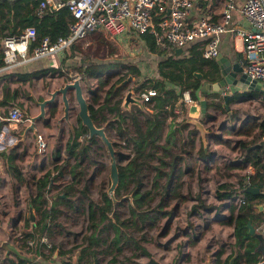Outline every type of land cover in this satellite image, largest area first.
I'll list each match as a JSON object with an SVG mask.
<instances>
[{"label": "rangeland", "instance_id": "374dc122", "mask_svg": "<svg viewBox=\"0 0 264 264\" xmlns=\"http://www.w3.org/2000/svg\"><path fill=\"white\" fill-rule=\"evenodd\" d=\"M221 4V2L217 1V3L213 5L220 10L223 5ZM99 33L105 35L106 44H103L98 40ZM74 45L75 49L69 47L56 57V65L58 66V63L62 58L69 54L71 55V57L65 59L64 67L61 69L63 71L61 73H58L59 70L51 71L48 69L50 66H46L42 67L43 71L48 69L46 70V75L44 73L34 72L35 76L37 74L43 75L39 78H33L28 84L16 83L12 85V88L18 90V98L16 100L22 111L33 115L38 113L39 106L36 104L35 99L41 101L42 99L49 98L48 92L58 89L73 79L79 80L83 96L86 101L90 103L91 90H96L103 96L105 91L112 86H114L115 89L120 88V91L118 92L119 94L115 95L113 98L114 101L118 99L120 95L124 96L130 90H133L134 95L137 96L138 92L134 90V83L135 81L140 80L142 76L157 77L158 58L156 56L147 54L146 51L141 49L138 43L136 45L132 43L128 44L127 50L124 48L125 44H116L112 39L110 40V38H108L102 29L89 34L84 40ZM140 51L141 53L139 54ZM86 61L96 62L102 66L113 65L115 68L108 67L100 69L98 71V78L86 74L81 75V72H79L78 69L83 62ZM126 62L136 64L142 74L138 79H135L132 75L133 79L129 80L128 83L124 85H120L128 75H131L127 72L124 66ZM39 69L40 68H36L34 70L38 71ZM107 78L109 79L108 84L101 92L99 88L100 81H104ZM71 90L73 91V89H69L66 95L69 101L68 119L65 120L62 118L63 104L60 97L61 94H58L59 96L57 95L53 102L57 107L55 116H50L48 114V109L52 106L49 104L46 109L47 113L45 119H40L36 122V135L33 134L31 130L28 131L23 140H20V138L19 141L17 140L18 144H16V149L12 151L18 163L16 164L26 180L19 182L14 178L17 185L21 186V197L24 203L25 201L27 202L28 196L34 194L36 178L42 176L44 171L46 172L55 164L60 165L63 160L66 159V154L64 153L65 142L70 138L71 130L78 125V103L75 99L74 91L72 92ZM235 91L233 89L220 90L221 94L234 95L235 93H239L237 98L229 102L228 109L232 111L231 121H226L228 116L227 110L222 111L211 108L213 113L219 115L217 122L212 124L214 131L218 134L219 127L225 124L223 131H227L225 134L229 135L227 136L228 140L232 144H235V149L229 148L231 150L229 151L223 148V146L215 147L211 144V155L207 160L197 159V161L193 160L190 164L185 160L178 163L176 173L188 165L194 166L195 172L193 175L181 174V172L177 173L176 178L180 177L179 183L181 184L179 191L185 197V200L179 202L177 199L171 198L167 208V210L171 209L170 215L160 216L159 214L152 212L150 214L151 217H156L157 219L154 226H149V221L144 224L139 223L135 217L131 215L128 203L129 200L133 201V196L128 198L130 190L135 188V183L133 181L128 183L126 189L121 190L120 195L115 196L117 200L113 205L112 211L108 212V217L117 216L118 220L122 222V229L131 234L135 239L139 240L141 234L145 233L146 236H148V239L141 241L143 246L145 243H148L150 247L163 243L162 246L159 247L162 251V248L167 245V242L179 233L182 234L180 241H183L184 239L189 243L191 241L193 242L196 237H200L201 241L199 248H193L190 252L196 256L200 255L202 261H205L202 247L209 252L213 264L215 255L218 251L223 249L222 257L227 256L233 251V248L235 247L233 246L235 241L233 237V226L223 224L222 221L230 216V209L236 204V200H233V198L218 199L216 197V185L220 182L227 181L237 186V174L243 175L250 170L248 165L235 163L239 157V150L237 148L238 141L241 139L247 140L249 138L246 136L232 135L229 131L231 129H238L243 123L264 119L263 91L256 90L254 94H249L250 90L247 89ZM30 96L34 97V99H31ZM163 99L165 100L166 98ZM197 102L198 101H196V103ZM141 118L144 120V116H141ZM154 119L156 120V117H154ZM96 121L98 127H105L106 136L113 142L117 163H120V155L123 157V160L126 161L130 153L131 144L127 143V141L124 140L125 138L123 139V137L118 135L117 125L115 123L114 126L111 125L112 116L108 114L107 121H102L101 119ZM169 121L170 118H167L166 123L162 128L161 136L156 142L157 147L153 149L154 156L151 160L152 166L146 169L141 178V189L151 191L150 194L153 197L151 201L152 207L158 205L161 198L159 194L162 191H166L174 181L173 177L170 178L168 176V173H170L169 154L164 152L161 148V146L167 145L166 134L169 129ZM23 124L24 123H21V125L18 126V131L22 132L24 127L21 126ZM228 127L231 129H228ZM37 136H41L44 145L42 151H38L36 146L37 144L35 140L37 139ZM94 137L95 140L90 146V151L88 152L87 157L77 168V171H81L77 176L79 180L73 183V186H70L72 182V177L69 171L70 165L75 163V161L70 158L69 166L66 163L65 167L62 168L63 170L61 169V173H57V171L53 172L56 176L55 179L52 180V185L46 193L48 204H51L53 208L56 209L54 221L57 223L52 227L51 237L48 239L47 243L55 245L61 250H69L66 254L67 258L78 255L81 248L90 245L89 236L94 229L90 227V211L88 209L89 201H93L94 205H99L102 201V193L107 192L110 186L109 170L111 159L104 141L99 136ZM178 137L179 136L176 137V140H178ZM169 149L170 151L176 152L179 150L172 147ZM57 150L59 151V154L56 157L55 152ZM216 151L223 154L225 158L214 160L213 154ZM231 152H235L236 154ZM159 156H162L164 163L161 161L159 163ZM197 156L199 155H197V152L195 151V157ZM55 157L58 159L61 158V162L55 163L57 162L55 161ZM156 165L158 169L155 168ZM157 173L159 176L156 178ZM154 181H157L156 186ZM84 186H87L88 188V190H86L87 195L83 192ZM198 194L208 208L199 209L198 212L189 215L192 204L196 202L194 197ZM177 205L179 206L177 207ZM42 207H44V205H42ZM15 213L16 218H13L8 226L10 233L7 235V238H9L11 243L16 247L18 246L17 248L20 251L25 253L28 257H31L34 254V249L33 252H30L25 241L28 240L29 237L33 238L34 235L31 233L30 226H25L24 218H26L27 212L23 215H20L19 211H16ZM38 215L39 211L35 210V221ZM94 216L99 220V227L102 228L99 237L101 242L96 246L91 245V247L88 248V251H92L93 248L95 249L98 264H110L111 260L114 261L113 263L119 260L126 264H133V262L137 261V258L144 256L138 249L132 246L131 242L121 244L122 249L120 252H117L110 244V241L115 235V229L108 225V217L100 221V214L97 211L94 212ZM133 220H135L136 223L132 225V223H134ZM210 224H213V226H210ZM262 224L263 222H256V231L258 233L260 232ZM166 227H168V233L166 232L167 235L165 234ZM185 230H187L186 233H184ZM20 245H22L23 250L19 247ZM108 249L112 251L111 255L104 253L105 250ZM168 250L170 249L167 248L165 254H170V251ZM43 251L47 256L50 255L48 247H44ZM9 254H11L13 259L16 257L12 252H9ZM39 258L42 257H35L36 260ZM92 259L91 256L88 258L86 257V260H82L81 263L90 264ZM3 263L9 264L7 260Z\"/></svg>", "mask_w": 264, "mask_h": 264}, {"label": "trees", "instance_id": "16d2710c", "mask_svg": "<svg viewBox=\"0 0 264 264\" xmlns=\"http://www.w3.org/2000/svg\"><path fill=\"white\" fill-rule=\"evenodd\" d=\"M38 2L39 0H0V20L3 19L5 21V24L1 25V29L6 28L7 24L14 26L8 34L0 38V67L4 66L3 55L1 52L2 42L8 35L16 34L22 29L32 26L35 29V38L31 42L32 45L39 44L45 37H49L53 41L58 37H65L68 35L69 22L72 19L68 8L63 6L54 10L46 9L43 15H36L34 9L37 7ZM29 15L32 16L31 19H29ZM160 17V15L155 16L154 21L157 23ZM140 37L145 41L147 51L151 54H156L159 58L157 65L158 76L156 78L152 76H142L140 80L135 81L134 90L138 92L137 94L139 97L141 94L146 93L149 90L154 91L155 94L150 96L148 101H144L143 108H140L137 105H132L129 110H123L121 107L123 95H120L118 99L113 101L114 96L119 94L118 92L120 91V88L115 89L114 86H112L105 91L103 96L96 90H91L89 110L91 118L97 125L98 123L96 120L101 119L102 121H107L108 114L111 115V125L114 126L115 123L117 125L118 135L123 137V139L125 138L124 140L131 144L127 160L124 161L123 157L120 155V163H118V185L115 190V196L120 195L121 190L126 189L128 183L133 181L135 183V188L130 190V195L133 196V201H128L130 213L139 223L144 224L149 221V226H154L157 219L156 217H151L150 214L152 212H155L160 216L170 215L171 209L167 210L169 200L171 198L177 199L179 202L185 200V197L179 191L181 186L179 183L180 177L176 178V176L178 172H181V174L193 175L195 167L186 166L176 173L178 163L185 161L186 159L193 161L195 159V151L197 152V155H199L196 159L207 160L211 155V148L207 146L205 149L201 140H199V148H194V140L197 137L196 135L192 137L191 132H188L189 135L187 134V141L185 142L183 128H186L187 125L183 124V120L181 122H175L174 118L177 117V114L174 112V103L172 100L177 98L180 99L179 111L184 113L187 104L184 100L183 94L187 92L192 100H199L200 87L203 86L204 83H211L219 80L221 74L215 58L206 59L202 57L201 50L199 49V42H192L190 45L184 46L183 49H186L187 53L184 55L180 53L178 55L175 50H171L169 54L165 50L157 49L155 47L154 37L150 33L140 34ZM105 39V35L99 33L98 40L103 44H106ZM70 47L75 49V45ZM68 57H71V55L69 54L62 58L57 67H49L48 69L51 71L59 70L58 73H61L63 71L61 69L64 67V61ZM124 66L127 72L133 75L135 79L141 77V70L136 64L126 62ZM108 67L115 68L113 65L102 66L96 62L86 61L83 62L78 71L81 72V75L86 74L98 78V71L102 68ZM197 73H200V77L197 76ZM31 74H34V72ZM31 74H18L17 76L23 80H27ZM108 81V78L104 81H100L99 88L101 92L108 84ZM4 91H6V88ZM254 92L255 91L252 90L249 94H254ZM238 94L239 93H235L234 95H231L228 101L231 102L237 98ZM17 96L18 91L16 90H13L12 96H9V94L5 92L4 97L0 102L4 105L15 103L12 107L20 108V105L16 103ZM162 96L166 97V99L164 100ZM207 98L208 108L211 107L225 111L223 106L224 97L222 95L219 93H210L207 95ZM48 114L50 116H55V105L49 107ZM206 115L214 120L216 118L209 113H206ZM141 116H144V120H142ZM154 117H156V120ZM167 118H170V121L168 122L169 129L166 134L167 145H163L161 148L164 152L169 154L170 173H168V176L170 178L173 177L174 181L166 191H162L159 194L161 198L158 205L152 207L151 201L153 197L150 194L151 191L141 189V178L146 169L152 166L151 160L154 156L153 149L157 147L156 142L161 136L162 128L166 123ZM77 121V127H74L73 130H71V136L65 142L64 153L66 154V159L63 160L60 165L55 164L46 172L44 171L42 176L35 180L34 194L31 195V197L34 208L39 211V215L35 221V226L31 227V233L34 235V254L31 256L33 260H27L21 257H15V259L8 257L6 259L9 264H41L38 260H35V257L40 256L44 258L46 256L43 251L44 247L49 248V257L57 251L58 256H62L65 260L64 264H82L81 261L86 260V257L88 258L90 256L93 258L91 263H98L95 249L93 248L92 251H88V248H90L91 245L96 246L101 242L99 237L102 228L99 227V220L95 218L94 212L97 211L100 214V221H102L108 217V212H111L113 209L114 204L107 192L102 193V201L99 205H94L93 201H89L88 209L90 211V227H92L94 231L89 236L90 245L80 249L75 263H72L69 258L66 257L69 250H61L55 245L47 243L48 239L51 237L52 227L57 224L54 221L56 209L53 208L51 204H48V197H46L47 190L51 187V182L56 176L53 172L57 171V173H61V169L65 167L66 163L69 166V159L72 158L75 163L70 165L69 171L72 177L70 186H73V183L79 180L77 176L81 173V171H77V168L87 157L88 152L90 151V146L95 140V137L91 138L89 136L88 130L81 124L78 116ZM180 125L182 126L181 128L179 127ZM176 129L180 132V136L178 137L179 147L176 146L177 150L179 149L177 152L170 151L169 149L176 141ZM229 133L249 138L247 140L241 139L238 141V161L239 164L250 165L253 172H247L243 175L237 174V186L227 181L218 183L216 185V197L218 199L233 198V200L239 201L238 203L235 202L236 204L231 207L230 216L222 221L223 224L233 226V237L235 240L233 246L238 248V255L234 260V264H256L261 257V254L255 250L258 241L256 237L248 233L247 224L250 222L256 230V222H264V208L263 210H259L257 207L260 204L264 205V145L259 144V142L264 139V119L243 123L238 129L230 130ZM215 141L217 144H224L230 149H235V144H232L229 140L216 138ZM58 154L59 151L57 150L55 156L57 157ZM6 160L5 165L9 175L19 182L26 181L17 164ZM158 160L159 163L160 161L164 163L162 156H159ZM55 161H57L55 163H60L61 158H56ZM155 168L158 169L157 165ZM158 176L159 174L157 173L156 178ZM154 184L156 186L157 181H154ZM250 188H257L258 192L253 193L250 191ZM83 189L84 194L87 195V186H84ZM194 199L196 202L192 204L189 215L198 212L199 209L208 208L199 194L196 195ZM42 205H44V207H42ZM178 206L179 205H177V207ZM24 222L26 227H29L31 224L27 216L24 218ZM133 222L132 225L136 223L135 220H133ZM108 225L115 229V235L110 241V244L117 252L121 251V244L131 242L134 248L138 249L142 255L147 257V264H162L155 259L145 246L141 244V241L148 239V236H146L145 233L141 234L139 240L135 239L131 234L122 229V222L118 220L117 216L108 217ZM167 231L168 227H166L165 234ZM194 243L195 240L193 242L191 241L189 244L192 245ZM19 247L22 249V245ZM180 250L181 245H177L178 254L180 253ZM104 253L111 255L112 251L108 249L105 250ZM178 254L172 264L176 263ZM222 254L223 249L216 253L214 264H228L233 251L225 257H222ZM121 264H124V262ZM133 264L140 263L135 261Z\"/></svg>", "mask_w": 264, "mask_h": 264}, {"label": "built area", "instance_id": "2783aa9c", "mask_svg": "<svg viewBox=\"0 0 264 264\" xmlns=\"http://www.w3.org/2000/svg\"><path fill=\"white\" fill-rule=\"evenodd\" d=\"M192 5L193 0H39L35 8L36 15H41L46 8H68L72 16L68 35L53 41L45 37L37 45L31 44L35 38L32 26L8 35L3 39L1 47L4 66L12 68L39 58L57 57L65 49L100 29L109 38L116 40L122 39L130 31L152 33L157 47L183 49L189 43L199 42L202 57L210 59L219 54L222 35L230 33L243 40V50L239 57L243 71L250 79L264 82V0H243L238 12L239 18L234 21V0H224L222 8L213 13L217 15L216 19L207 14L188 23L185 16ZM159 15L162 18L156 28L153 18ZM154 94V91L149 90L137 96L144 102ZM184 99L188 104L196 103L187 92ZM26 121L29 120L18 107H12L10 116L6 118L9 126ZM35 141L38 151H42L44 145L41 136H37ZM260 233L264 237V222ZM25 242L29 251L33 252L34 239L29 237ZM256 264H264V254H261Z\"/></svg>", "mask_w": 264, "mask_h": 264}, {"label": "crops", "instance_id": "0c3cea01", "mask_svg": "<svg viewBox=\"0 0 264 264\" xmlns=\"http://www.w3.org/2000/svg\"><path fill=\"white\" fill-rule=\"evenodd\" d=\"M217 1L224 4V0H193V5L190 7L188 14L185 16V21L188 23H192V22L198 20L201 16H204L207 14H210L212 19H214L215 17L217 18V15L213 14L214 12L219 11V9L213 5V4H216ZM242 1L243 0H234L235 6H234V9L232 12L233 21L237 20L239 18L238 12H239L240 5L242 4ZM46 9H51V8H46ZM46 9H45V11H46ZM168 10H169V7L166 8V13H168ZM45 11L41 15H43L45 13ZM34 13H35V9H34ZM31 18H32V16H31ZM31 18H29V19H31ZM161 18H162V16L160 17L159 21L161 20ZM153 22L156 23L154 21V18H153ZM158 22L156 23L157 24L156 28H158ZM2 24H5V21L3 19L0 20V38L4 35L8 34L10 32V30L14 27L13 25L7 24L6 28L1 29ZM140 34H143V33L130 31L129 34H127L122 39L120 38L118 40H116V39H112V40L116 44L117 43H121L123 45L125 44L124 48H126L127 50H128V46H127L128 44L132 43V44L136 45L138 43L140 45L141 49L146 51L147 54H150L152 56H156L158 58V56L156 54H153V53L151 54L147 51V49L145 47V41L142 40V38L140 37ZM150 34H152V33H150ZM110 40H111V38H110ZM154 41H155V39H154ZM187 45H190V43ZM155 47L159 50H165L169 54H170L171 50H176L178 48V47H171V46L157 47L156 42H155ZM135 50H137V49H135ZM219 50H220L219 53L222 56H224L228 61L238 62L240 64L239 57H240L242 50H243V40L238 36H234L230 33H225L222 35ZM185 51L187 52L186 49H183L181 54L184 55ZM140 53H141V51L139 52V54ZM158 61H159V58L157 60V65H158ZM46 66L56 67L57 66L56 65V57L39 58V59H35V60L29 61V62H26L23 64H19L15 67H12V68L1 66L0 67V101L4 97L5 92H7L9 94V96H12L13 90L18 91L16 88H12L13 84H16V83H20V84L21 83H27L28 84V83H30V81L33 80V78H37V77L39 78L43 75V74L42 75L38 74L35 76V74H31L32 72L36 71L34 69L40 68L38 71L40 73H44L46 75L47 71H43V68H42V67H46ZM26 73L31 74V76H29L27 78V80H23L17 76L18 74H26ZM157 76H158V72H157ZM5 88H6V91H4ZM222 89L223 90H231L232 88L231 87L221 88L220 90H222ZM220 90L218 92L209 91L207 95H209L210 93H213V94L219 93L220 95L223 96L224 94H221ZM207 95H206V99H208ZM201 97H202L201 92L199 91V99ZM17 98H18V96L16 97V99ZM32 98L34 99V97H32ZM162 98H166V97L162 96ZM196 101H198V100H195L194 102H196ZM172 102L174 103V112L177 114V117L174 118L175 122H181L183 120V122H184L183 124L187 125L186 128H183V133H184L183 137L185 139V142L187 141L188 132H191L192 137H194L195 135L197 137L194 140V148L198 149L199 145H200L199 140H201L199 131L195 128V126L193 124L185 122L186 110L184 113L179 111L180 99L177 98L175 100H172ZM186 104H187L186 105V109H187V106L190 104H188L187 102H186ZM13 105H15V103H12L11 105H4L0 102V243L2 241H4L7 238V235L10 233L8 226L11 223L12 219L16 218L15 212L19 211L20 215L26 214V212H27V202L25 201V203H24V201L22 200V197H21V186L17 185L16 180L9 175V173L6 169V165H5L6 159L9 162L17 163L16 158L14 156V153L12 151L14 149H16V144H18V141H19L18 137H20L21 136L20 133H22V132L18 131V126L21 125V123H19L17 125L9 126L6 122V118L10 116V110H11ZM206 113H209V114L215 116L216 118H215V120L209 119L208 115H206L204 118L205 128H207L209 130V132L214 135V137L209 138V136H207V144L205 147L204 146L203 147L206 149L207 146L210 147V145L213 144L215 147L223 146V148L231 151L224 144H217L215 141L216 138H223L225 140H228L227 136H229V135L225 134V132H227L226 130L225 131L219 130L218 134L214 131V127L212 124L217 122L219 115H216L215 113H213V111L211 110V107L207 108ZM31 115H33V114H31ZM28 124H29V121H26V122H24V124L21 127H25ZM179 127L181 128L182 126L180 125ZM224 127H225V124H224ZM228 129H231V128L228 127ZM175 131H176V136H180V132L178 131V129H176ZM224 136H226V137H224ZM17 139H18V141H17ZM201 142H202V140H201ZM202 145H203V143H202ZM171 146L174 148H176V146L179 147V141L176 140L175 143L172 144ZM231 153L236 154L235 152H231ZM213 157H214V160H219L221 158H223V159L225 158L223 156V154H220L219 151H216L213 154ZM196 158L197 157H195V159H194L195 161H197ZM186 161L189 164L192 163V161L189 159H186ZM235 163L237 164V163H239V161L237 160V162H235ZM188 166H190V165H188ZM248 168H250L249 172H253V169L250 165L248 166ZM13 183H14V185H13ZM210 226H213V224L212 225L210 224ZM31 227H33L32 223L30 224V228ZM186 232H187V230L184 231V233H186ZM181 236H182V234L178 233L176 236L173 237V239L171 238L167 242V245H165V247L162 248L163 252L159 249V247H161L163 243H160L157 246L154 245L153 247H150L148 243H145L144 246L155 257V259L157 261L161 262L162 264H172L173 263L175 257L178 254L177 253V245H181V250H180V253L178 254V258L176 260V263H174V264H205L207 262V260L210 261V264H213L212 259L210 258L209 252L206 251L204 249V247H202V252L205 255V261H202V258L200 257V255L196 256L195 254L190 252V250L193 248H199L200 241H201L200 237H196L195 243L191 245V244H189V242H187L184 239H183V241H180ZM167 248L170 249V250H168V251H170L169 252L170 254H165V252L167 251ZM203 249H204V251H203ZM55 252H57V251H55ZM8 257L13 258L11 256V254L7 253L6 250L0 246V264H4L3 262L5 260H7L6 258H8ZM73 257H74V259H73ZM68 258L72 263H75V261L77 259V255H74V256H71ZM38 261L41 264H64L65 260L62 258V256H58V254L55 256V253H54L51 257L46 255L44 258H39ZM137 261L140 264H147L148 259L146 256H140L139 258H137ZM113 262L114 261L111 260L110 264H121L122 263L119 260H117L115 263H113ZM91 264H95V262H92ZM124 264H126V263H124Z\"/></svg>", "mask_w": 264, "mask_h": 264}, {"label": "water", "instance_id": "95a60500", "mask_svg": "<svg viewBox=\"0 0 264 264\" xmlns=\"http://www.w3.org/2000/svg\"><path fill=\"white\" fill-rule=\"evenodd\" d=\"M6 1H15V0H6ZM31 18V15H29ZM182 48L178 47L175 52L180 54L182 52ZM215 61L219 66V70L221 73V78L215 82H207L204 83L203 86L200 87L201 98L197 103H192L187 106L186 109V119L185 122L193 124L195 128L199 131L200 137L205 147L207 144V136L209 138L214 137L213 134L209 132L207 128L204 126V118L206 116L207 111V99L206 95L209 91L218 92L221 88L231 87L233 90L247 89V90H260L264 92V82L252 80L250 79L246 73L243 71V67L238 62H230L220 53L215 57ZM197 76L200 77V73H197ZM133 79L132 75H128V77L122 81L120 85H124L128 83L129 80ZM69 89L74 90L75 99L78 103V118L81 121V124L86 127L88 130L89 136L92 138L94 136H99L105 143L107 151L109 153L111 162H110V170H109V178H110V186L107 191L110 198L112 199L113 204L116 202L115 198V190L118 185V163L115 158V148L113 142L106 136L105 127H98L97 124L91 118V113L89 110V103L86 101L85 97L82 93V88L80 86V82L78 79H73L70 82L65 83L63 86L55 89L49 93V98L42 99L41 101L36 100V104L39 106V112L35 115H31L28 112L23 111L26 118L29 120V124L24 127L22 130L20 140H23L26 137L28 131H32L34 134L35 124L37 120L45 119L47 113V106L49 104L53 105L54 100L56 99L58 94H61L62 104H63V115L62 118L67 119L68 111H69V101L67 99V91ZM224 109L227 110L228 116L226 121L232 120V111L229 110V97L230 94H224ZM132 105H137L140 108L144 107V102L138 96H135L133 90L128 91L122 99L121 107L123 110H129ZM211 119L210 117H208ZM224 125L219 127V130H223ZM36 135V134H35ZM260 145H264V139L259 142ZM250 191L253 193H257V188H250ZM128 198H131V195H128ZM259 210H263L264 205L260 204L257 206ZM27 217L29 221L32 223V226H35V210L32 202L31 196L27 198ZM248 233L256 237L258 244L255 248L257 252L260 254H264V237L263 235L255 230V227L249 222L247 224ZM0 246L6 250L7 253L12 252L16 257H21L27 260H33V258L28 257L26 254L22 253L14 244H12L7 238L6 240L0 243ZM57 252L55 253V256ZM238 255V249L236 247L233 248V254L230 257L228 264H234V260ZM205 264H210V261L207 260Z\"/></svg>", "mask_w": 264, "mask_h": 264}, {"label": "flooded vegetation", "instance_id": "af4514ba", "mask_svg": "<svg viewBox=\"0 0 264 264\" xmlns=\"http://www.w3.org/2000/svg\"><path fill=\"white\" fill-rule=\"evenodd\" d=\"M71 91H72V90H71ZM73 91H74V90H73ZM73 91H72V92H73ZM73 93H74V92H73ZM58 96H59V95H58ZM30 97H31V99H33L32 96H30ZM60 97H61V95H60ZM61 101H62V100H61ZM63 119H64V118H63ZM67 119H68V117H67ZM67 119H65V120H67ZM35 126H36V125H35ZM33 134H34V133H33Z\"/></svg>", "mask_w": 264, "mask_h": 264}]
</instances>
